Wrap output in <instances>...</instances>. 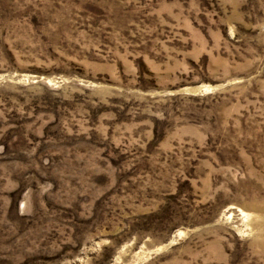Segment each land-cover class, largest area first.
<instances>
[{
	"label": "rangeland",
	"instance_id": "374dc122",
	"mask_svg": "<svg viewBox=\"0 0 264 264\" xmlns=\"http://www.w3.org/2000/svg\"><path fill=\"white\" fill-rule=\"evenodd\" d=\"M0 264H264V0H0Z\"/></svg>",
	"mask_w": 264,
	"mask_h": 264
}]
</instances>
